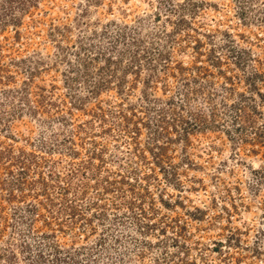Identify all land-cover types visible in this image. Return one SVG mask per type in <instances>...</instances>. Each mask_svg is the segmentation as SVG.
Listing matches in <instances>:
<instances>
[{
    "label": "rangeland",
    "instance_id": "374dc122",
    "mask_svg": "<svg viewBox=\"0 0 264 264\" xmlns=\"http://www.w3.org/2000/svg\"><path fill=\"white\" fill-rule=\"evenodd\" d=\"M0 264H264V0H0Z\"/></svg>",
    "mask_w": 264,
    "mask_h": 264
}]
</instances>
